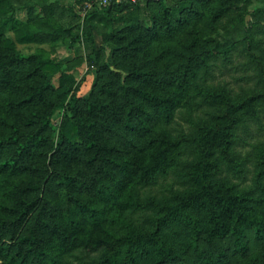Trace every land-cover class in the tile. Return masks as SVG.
I'll return each mask as SVG.
<instances>
[{"label": "trees", "instance_id": "trees-1", "mask_svg": "<svg viewBox=\"0 0 264 264\" xmlns=\"http://www.w3.org/2000/svg\"><path fill=\"white\" fill-rule=\"evenodd\" d=\"M196 1L200 0H158L159 17L147 9L141 15L121 14L128 0H111L107 6L98 0H76L91 3L83 25L76 7L67 0H0V88L16 92L3 106L21 119L0 137V152L10 151L8 158L0 160V193L12 201L8 205L0 200V211L7 214L0 217V264H65L66 255L81 247L103 249L100 256L83 264H191L184 256L189 251L197 264H228L229 249L218 240L231 241L234 252L245 255L247 233L264 237V138L252 145L256 174L250 188L240 189L219 177L225 171L220 156L230 169L242 171L234 153L244 141L243 129L250 132L249 124L260 123L264 117V110L256 107L264 106V92L254 88L234 93L207 82L211 62L228 59L240 44L257 43L254 30L264 27V5L239 15L228 28L203 41L196 33L190 44L173 53L183 58V64L163 60L164 55L153 64L132 63L118 84L102 85V92L110 93L112 100L88 97L82 116L70 86L73 79L55 56L59 42L74 46L84 39L88 55L96 53L104 63V49L98 50L92 40L95 32L103 41L118 44L111 46L109 61L117 54L135 57L149 38L160 34L158 26L171 31ZM249 2L220 0L210 17L216 21ZM10 32L15 41L6 37ZM16 43L50 45L54 56L26 57L17 51ZM25 65L24 78L16 84L15 69ZM195 96L218 112L193 131L187 146L191 155L174 162L173 168L183 164L188 188L175 193L166 206L156 204L154 230L144 231L127 222L121 206L115 215L110 214L122 183L120 175L135 186L148 184L164 172L161 160L168 159L174 145L155 129L170 124L176 109ZM59 110L65 113L56 143L52 121ZM5 121L0 117V126ZM119 127L130 134L147 133L140 148V174L133 163L117 156L119 150L108 137ZM50 150L54 153L48 162ZM62 161L65 166L59 168ZM80 162L94 172L91 182L72 172ZM47 191L66 200L65 210L57 209L45 196ZM82 191L91 194L89 200L78 196ZM126 202V208L135 205L130 199ZM32 217L33 223L27 226ZM104 223L111 230L104 237L93 236L89 225ZM175 223L188 228L186 240H170L168 232Z\"/></svg>", "mask_w": 264, "mask_h": 264}, {"label": "rangeland", "instance_id": "rangeland-1", "mask_svg": "<svg viewBox=\"0 0 264 264\" xmlns=\"http://www.w3.org/2000/svg\"><path fill=\"white\" fill-rule=\"evenodd\" d=\"M220 0H200L194 4V9L189 13H184V19L182 23L175 22L171 31H167L163 27L159 28L160 34L152 39L146 41V45L143 50L136 53V56H123L117 54L108 60L111 56V46H117L114 41H103L102 38L95 32L92 34V40L98 50L104 49L106 58L104 63L98 58L96 53L88 55L86 46L87 43L84 39L81 42L76 43L74 46L67 45L64 42H59L56 47V58L64 65V71L72 77L73 93L76 94L79 99V111L78 115H83L86 108V99L88 97H97L98 101H110L112 95L110 93L102 92V85L115 86L127 76L132 63L139 64H153L164 55L165 59L171 60L173 63L183 64L181 56H174L173 53L182 50L186 45L190 44L194 35L197 33L200 41H203L206 36L214 35L217 32H222L228 28L232 22L239 16L247 12H251L264 5V0H250L246 5H243L240 11H234L225 17L212 21L210 14L217 8ZM96 4L97 1H95ZM99 2V0H98ZM67 4H74L77 10V14L81 18V23L84 25V16L87 9L91 8L86 3L84 5L76 3V0H67ZM148 10L151 13H155L160 17L162 13L158 5V0H128L125 10L121 14H127L134 12L141 15ZM249 18V16H247ZM84 28V27H83ZM255 40L253 46H250L249 42L240 44L241 46L232 53L228 59H216L211 62L209 69V76H207V82L211 86L222 87L226 90L234 91V93H246L250 90H263L264 92V27L254 30ZM15 41V34L10 32L6 35ZM202 43V42H201ZM200 43V44H201ZM16 49L22 55L26 57H32L36 54H42L46 58H52L53 48L50 45H35V44H18L16 43ZM28 69V66H20L15 69V83L24 78L23 73ZM25 81L20 83L24 84ZM260 82H263L259 86ZM14 89L0 88V117H3L6 121L5 125L0 126V137L6 135L9 132L10 125L13 122L20 123V117L14 110L5 108L4 102L7 98L12 99L15 97ZM14 99V98H13ZM257 109L259 111L264 110L262 104H258ZM218 110L215 107L204 105L201 103L198 97L189 99L187 103L179 106L173 116L170 124L158 126L155 129V133L166 141L172 143L174 147L168 153V159L162 158L164 162V172H161L158 177L144 185H131L128 178L124 175L119 176V180H122L121 186L117 188L116 205L110 209V214L115 215L120 207L121 211H124V218L127 222L144 231H150L155 229V221L157 218L156 204L160 206H166L170 203L171 198L177 192L185 191L188 186L185 183V168L182 165L174 167V162L183 161L184 156L189 157L191 155L190 149L187 148L193 131L199 124L205 120H209L217 113ZM65 111H56L52 127L54 130V140L57 143L59 141V126ZM250 132L248 129H243L242 137L243 144H239L236 148V160L241 163L242 171L238 172L234 169H230L228 165L223 162L220 156V166L223 168L224 173L222 177H226L227 181L231 184H236L240 189H247L252 186V181L255 176L254 159L251 156L252 145L257 140L264 138V117L260 123L250 124ZM248 126V128H249ZM246 131V132H245ZM155 135V134H154ZM111 143L119 150L117 156L123 160L133 163V166L137 168L140 166L143 160L141 159L142 148L144 142L147 139V133L141 131L139 134L128 133L123 128H116L113 132L108 134ZM245 142V143H244ZM83 148V142L81 143ZM83 153H86L83 151ZM53 151L48 153V162L50 161ZM1 159H6L10 156V151L4 149L0 152ZM177 165V164H176ZM64 161L59 164V168H64ZM142 166V165H141ZM131 169V168H129ZM137 174L142 173L138 168ZM72 172H75L90 180L93 178V171L88 167H85L83 163H78L72 168ZM1 180V178H0ZM93 182V181H92ZM5 194L0 193V200L5 204L10 205L11 199H6ZM52 202L57 204V209H64V198H59L55 193H45ZM78 196L89 200L91 194L86 192H79ZM135 205L126 208L125 204L127 200ZM61 206V207H60ZM131 208V209H130ZM0 217H7V214L0 211ZM34 217H32L27 226L33 223ZM89 225V224H88ZM175 228L171 232L170 240L178 242L180 238L187 239L188 228L175 223ZM89 230H92L93 236L104 237L107 231H110L112 227L109 223L103 225H89ZM113 231V229H112ZM124 231V230H123ZM121 232V229L119 230ZM248 251L245 255L238 252H234L235 248L231 241L218 240V243L225 248L229 249V263L228 264H264V237L257 239L249 232L247 233ZM103 249H93L92 247H81L68 253L64 259L65 264H83L87 261H92L97 258ZM185 260L191 264H197L196 258L192 255V252H188L184 255ZM180 262V261H178ZM0 263L2 261L0 260ZM170 264H178L170 263Z\"/></svg>", "mask_w": 264, "mask_h": 264}, {"label": "built area", "instance_id": "built-area-1", "mask_svg": "<svg viewBox=\"0 0 264 264\" xmlns=\"http://www.w3.org/2000/svg\"><path fill=\"white\" fill-rule=\"evenodd\" d=\"M111 0H99V3L102 6H107L110 3ZM127 1V0H126ZM134 1V0H133ZM89 7H91V4H88Z\"/></svg>", "mask_w": 264, "mask_h": 264}]
</instances>
